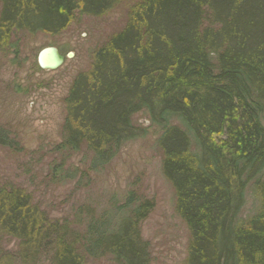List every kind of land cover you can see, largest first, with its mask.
Masks as SVG:
<instances>
[{"label":"trees","instance_id":"trees-1","mask_svg":"<svg viewBox=\"0 0 264 264\" xmlns=\"http://www.w3.org/2000/svg\"><path fill=\"white\" fill-rule=\"evenodd\" d=\"M120 1L0 0V42L18 31L58 35L77 14L100 17ZM66 113L61 147L86 149L92 168L144 137L132 118L147 114L162 131V172L191 235L187 263L264 264V0H137L124 30L74 79ZM0 146L17 145L0 132ZM249 186L263 211L243 219ZM152 209L146 201L82 237L26 192L0 189V243L18 242L0 264L106 255L149 264L139 224Z\"/></svg>","mask_w":264,"mask_h":264},{"label":"rangeland","instance_id":"rangeland-1","mask_svg":"<svg viewBox=\"0 0 264 264\" xmlns=\"http://www.w3.org/2000/svg\"><path fill=\"white\" fill-rule=\"evenodd\" d=\"M136 3L121 0L100 17L77 14L55 36L18 31L8 42H0V132L17 145L0 146V189L26 192L51 220L71 225L81 236L97 224L116 225L119 217L132 216L137 207L150 201L153 209L139 224L149 264H188L191 235L177 213L175 191L162 172L163 153L158 144L162 131L147 114L132 118L146 135L123 144L105 166L92 168L93 157L86 149L76 153L61 147L66 99L74 79L90 69L97 48L124 30ZM2 9L0 2V17ZM51 47L66 61L56 71H45L37 58ZM69 54H73L71 59ZM260 202L249 186L240 218L261 213ZM17 244L2 238L0 256L16 253ZM86 264L118 263L106 255L87 257Z\"/></svg>","mask_w":264,"mask_h":264},{"label":"water","instance_id":"water-1","mask_svg":"<svg viewBox=\"0 0 264 264\" xmlns=\"http://www.w3.org/2000/svg\"><path fill=\"white\" fill-rule=\"evenodd\" d=\"M73 54L67 55L71 59ZM66 61V56L62 55L56 48L43 49L37 58L38 66L45 71H56L60 69Z\"/></svg>","mask_w":264,"mask_h":264}]
</instances>
